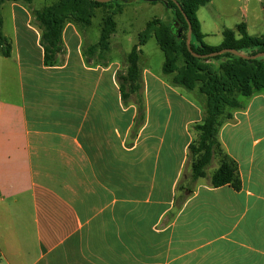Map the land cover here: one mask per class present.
I'll return each instance as SVG.
<instances>
[{
	"label": "crops",
	"instance_id": "crops-1",
	"mask_svg": "<svg viewBox=\"0 0 264 264\" xmlns=\"http://www.w3.org/2000/svg\"><path fill=\"white\" fill-rule=\"evenodd\" d=\"M36 1L1 6L12 53H0V264H264V94L220 118L242 188H214L217 153L193 177L205 99L174 87L164 63L154 73L140 48L143 88L124 104L117 29L107 53L93 49L104 10L67 24L46 66L35 12L56 0ZM247 1L240 25L264 37Z\"/></svg>",
	"mask_w": 264,
	"mask_h": 264
},
{
	"label": "trees",
	"instance_id": "trees-1",
	"mask_svg": "<svg viewBox=\"0 0 264 264\" xmlns=\"http://www.w3.org/2000/svg\"><path fill=\"white\" fill-rule=\"evenodd\" d=\"M4 1H23L27 4L33 0H0V53L11 57L12 45L4 36L1 6ZM133 0H115L101 4L93 0H56L50 6H45L35 12V22L42 31L41 45L44 48L45 65L56 66L58 57L63 52V31L67 24L83 27L90 26L99 9H106L103 27L98 45L93 49H100L102 53L110 50V39L117 29L115 17L122 13L125 4ZM161 1L174 15V22L169 24L162 20H154L147 24V28L139 35L138 44L127 56V70L117 74V82L122 101L128 104L133 95H139L143 88V72L140 67V47L155 39L165 56L163 74L171 78L174 87L182 88L190 93H198L204 99L205 118L198 126L199 140L198 154L201 157L193 165V177L204 178L211 157L217 153L220 157V167L212 176V186L220 188L231 186L236 191L242 188V180L238 165L221 148L217 140L221 127L220 118L226 115L227 120L233 119V113L245 106L238 98L247 100L258 94H264V58L245 60L233 54H224L211 59H198L192 56L187 47L189 25H192V50L199 55H211L222 50H237L246 56H256L264 53V37L250 36L245 24L237 30L226 29L223 32V43L220 46H209L204 42L205 36L201 32L198 12L211 4L212 0H176L181 7L172 0ZM183 36L178 37L179 31ZM183 60L184 65L179 67ZM218 65L215 66V64ZM137 105L143 114L145 105L139 96ZM195 150L194 146L190 147Z\"/></svg>",
	"mask_w": 264,
	"mask_h": 264
},
{
	"label": "rangeland",
	"instance_id": "rangeland-1",
	"mask_svg": "<svg viewBox=\"0 0 264 264\" xmlns=\"http://www.w3.org/2000/svg\"><path fill=\"white\" fill-rule=\"evenodd\" d=\"M39 3L40 0H37L35 6L39 5ZM243 5V2H238V0H212L210 5L200 10L199 14L204 23V31L210 34L207 39V44L212 46L220 45L223 41L222 32L224 30H235L241 23L245 22L241 17L240 11V7ZM248 7L252 15L259 16L261 23H264V0H259V2L258 0H251L248 2ZM99 10L106 11V9ZM171 16L172 12L161 1L148 2L145 0H133L125 4L123 12L115 17L117 23L116 36L120 41V44L116 47L115 60L127 63V55L138 44L139 35L146 30L147 24L156 19L169 23ZM94 22L98 23L97 19ZM256 30L261 31V34H259L260 32L257 34L258 36H264V25L257 27ZM179 36L180 33H178ZM182 36L183 33L181 34ZM140 48L143 50L144 56L148 59V67L154 73H159L165 61V56L156 40L153 38L147 45ZM183 65L184 62L181 60L179 67ZM187 94L189 97H192L190 92ZM236 97L243 104L246 103V99H241L240 95ZM158 103L159 100L155 98L154 94L152 97V107L154 108ZM154 115L156 114L153 112Z\"/></svg>",
	"mask_w": 264,
	"mask_h": 264
},
{
	"label": "water",
	"instance_id": "water-1",
	"mask_svg": "<svg viewBox=\"0 0 264 264\" xmlns=\"http://www.w3.org/2000/svg\"><path fill=\"white\" fill-rule=\"evenodd\" d=\"M93 1H96V2H99L101 4H107V3H110V2H113L115 0H93ZM145 1H148V2H156V1H159V0H145ZM177 6L179 9H181V7L179 6L178 2L176 0H172ZM187 22H188V25H189V31H188V34H187V47H188V50L189 52L192 54L193 57L195 58H198V59H211V58H214V57H218L220 55H224V54H233L234 56L236 57H239V58H242V59H245V60H256V59H260V58H264V53H260L256 56H246V55H243L242 53L238 52L237 50H232V49H226V50H222L218 53H214V54H211V55H199V54H196L193 52L192 50V36H193V30H192V25L191 23L189 22L188 19H186ZM180 35L182 34V31L180 30L179 31Z\"/></svg>",
	"mask_w": 264,
	"mask_h": 264
}]
</instances>
